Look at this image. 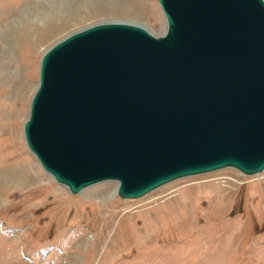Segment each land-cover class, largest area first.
Returning a JSON list of instances; mask_svg holds the SVG:
<instances>
[{"label": "water", "instance_id": "95a60500", "mask_svg": "<svg viewBox=\"0 0 264 264\" xmlns=\"http://www.w3.org/2000/svg\"><path fill=\"white\" fill-rule=\"evenodd\" d=\"M163 34L105 21L41 56L23 124L76 194L118 181L136 199L176 179L264 170V0H158Z\"/></svg>", "mask_w": 264, "mask_h": 264}, {"label": "rangeland", "instance_id": "374dc122", "mask_svg": "<svg viewBox=\"0 0 264 264\" xmlns=\"http://www.w3.org/2000/svg\"><path fill=\"white\" fill-rule=\"evenodd\" d=\"M105 21L166 29L158 0H0V264H264V170L223 168L123 199L115 180L70 193L28 149L42 54Z\"/></svg>", "mask_w": 264, "mask_h": 264}, {"label": "bare ground", "instance_id": "6f19581e", "mask_svg": "<svg viewBox=\"0 0 264 264\" xmlns=\"http://www.w3.org/2000/svg\"><path fill=\"white\" fill-rule=\"evenodd\" d=\"M111 6L112 7H117V6H115V5H113L112 3H111ZM118 9H120V8H118ZM121 10V9H120ZM125 22H131V23H136V24H140L142 27H145L142 23H139V22H136V21H125ZM146 28V27H145ZM147 29V28H146ZM148 30V29H147ZM102 182V181H101ZM99 183V182H98ZM96 184V183H95ZM93 185V184H92Z\"/></svg>", "mask_w": 264, "mask_h": 264}]
</instances>
